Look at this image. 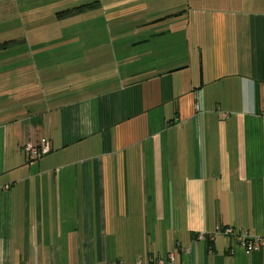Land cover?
Wrapping results in <instances>:
<instances>
[{
	"label": "crops",
	"instance_id": "obj_1",
	"mask_svg": "<svg viewBox=\"0 0 264 264\" xmlns=\"http://www.w3.org/2000/svg\"><path fill=\"white\" fill-rule=\"evenodd\" d=\"M243 233L264 0H0V264H264Z\"/></svg>",
	"mask_w": 264,
	"mask_h": 264
},
{
	"label": "built area",
	"instance_id": "obj_2",
	"mask_svg": "<svg viewBox=\"0 0 264 264\" xmlns=\"http://www.w3.org/2000/svg\"><path fill=\"white\" fill-rule=\"evenodd\" d=\"M24 151L26 152V154L32 158V159H39L41 158L44 154L49 153L50 149L48 148V146H44L41 148H38L32 144H25L23 146ZM224 234H230L232 235L233 232L231 229H224L223 230ZM202 238H204L202 236ZM242 245L244 246V248L246 249V251L248 253L253 252V251H260L261 250V246L263 245V240L260 239H255V240H251L247 237V235L245 233L242 234ZM171 258L173 259L174 257L171 256Z\"/></svg>",
	"mask_w": 264,
	"mask_h": 264
}]
</instances>
